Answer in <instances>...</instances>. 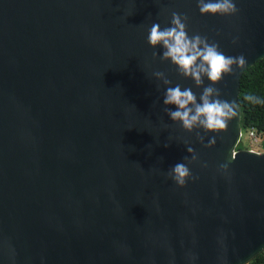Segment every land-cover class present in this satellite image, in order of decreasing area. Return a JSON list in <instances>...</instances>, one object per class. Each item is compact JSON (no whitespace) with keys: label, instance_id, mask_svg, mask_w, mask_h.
Wrapping results in <instances>:
<instances>
[{"label":"water","instance_id":"1","mask_svg":"<svg viewBox=\"0 0 264 264\" xmlns=\"http://www.w3.org/2000/svg\"><path fill=\"white\" fill-rule=\"evenodd\" d=\"M234 3L221 15L197 0H0V264H247L264 250V151L232 153L264 0ZM172 12L246 63L200 86L182 76L147 39ZM177 84L197 102L219 89L236 114L184 129L164 112ZM177 163L195 179L172 180Z\"/></svg>","mask_w":264,"mask_h":264},{"label":"clouds","instance_id":"2","mask_svg":"<svg viewBox=\"0 0 264 264\" xmlns=\"http://www.w3.org/2000/svg\"><path fill=\"white\" fill-rule=\"evenodd\" d=\"M197 6L201 14H234L239 11L234 0H197ZM171 27L161 29L159 24H153L147 37L148 42L154 48L162 45L164 51L161 60H171L178 68L179 73L194 80L197 86L203 85L204 77L210 81H219L224 73H231L232 66H243L246 59L243 54L232 57L226 56L220 51L216 42L209 43L208 38L199 34L189 36L187 33L188 16L178 12L171 13ZM157 55L153 52V56ZM162 80L165 85L172 83L164 72L157 71L153 74ZM220 90L209 85L204 87L203 93L197 102V96L191 88H184L177 84L168 87L164 95V105H174L175 110L165 107L164 112L172 121L182 122L184 129L192 131L194 128H203L206 132L216 129H224L228 120L234 116L233 103L219 99ZM197 138L203 142L204 137L197 132ZM212 138L205 145L210 147L215 144ZM192 153L191 160L198 159L191 147L187 148ZM184 159H188L185 157ZM206 166V165H205ZM226 169L228 164H221ZM169 175L178 185L183 186L189 178L195 179L188 166L177 163L170 168Z\"/></svg>","mask_w":264,"mask_h":264},{"label":"trees","instance_id":"3","mask_svg":"<svg viewBox=\"0 0 264 264\" xmlns=\"http://www.w3.org/2000/svg\"><path fill=\"white\" fill-rule=\"evenodd\" d=\"M240 127H254L264 135V57L245 68L239 78ZM247 264H264L261 253Z\"/></svg>","mask_w":264,"mask_h":264},{"label":"built area","instance_id":"4","mask_svg":"<svg viewBox=\"0 0 264 264\" xmlns=\"http://www.w3.org/2000/svg\"><path fill=\"white\" fill-rule=\"evenodd\" d=\"M242 148L254 153H261L264 151V135L256 130L254 127L239 128L238 140L236 145L232 149V153L236 149ZM262 258H264V250L261 252Z\"/></svg>","mask_w":264,"mask_h":264}]
</instances>
